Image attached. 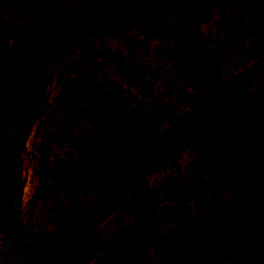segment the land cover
Returning a JSON list of instances; mask_svg holds the SVG:
<instances>
[{
	"label": "rangeland",
	"instance_id": "rangeland-1",
	"mask_svg": "<svg viewBox=\"0 0 264 264\" xmlns=\"http://www.w3.org/2000/svg\"><path fill=\"white\" fill-rule=\"evenodd\" d=\"M34 10L31 1L8 3L0 9V18L26 23ZM165 30L167 37L153 34L147 42L141 41L139 28L129 30L123 38L109 35L105 44L116 51L111 57L103 52L98 39L85 31L99 69L74 52L61 56L54 76L74 75L75 89L67 97L52 101L26 134L18 206L27 231L52 235L64 224V208L52 187L54 157L67 167L80 164L85 150L94 146L96 134L110 136L113 148L107 158L92 165L77 183L87 203L93 204L98 193L117 178L123 160L145 140L144 129L130 118L133 96L147 116L149 96L144 91H150L162 110L156 116L158 128L165 131L168 142L176 141L204 123L208 115L207 109L197 108L209 87L193 67L191 48L198 61L206 64L212 85L216 86L219 62L210 45L222 62L237 69L253 39L248 12L236 3L213 9L203 23H195L183 14L173 15L165 20ZM26 31L0 33V65L10 62L12 49L20 48ZM132 58L142 64L141 74H123L113 64H125ZM260 84H264V73L248 89ZM53 95L54 88L49 98ZM248 109V118L237 133L221 122L205 138H195L183 148L176 170L161 167L150 174L149 201L138 205L126 192L120 197L123 202H115L116 197L106 206L97 224L103 248L90 264H133L141 229L145 230L147 243L140 264H192L204 231L208 234L198 264H215L214 258L218 264H263L264 184L247 194L241 175L250 166L248 152L264 153V90L248 102ZM174 118L183 119L185 125H174ZM66 134L81 135L85 148L78 149L65 138ZM191 195L199 203L201 216L193 209ZM226 203L233 210L222 215ZM213 234L222 238L215 253ZM60 250L58 246L48 251L43 261L52 260ZM22 259L13 231H0V264Z\"/></svg>",
	"mask_w": 264,
	"mask_h": 264
},
{
	"label": "trees",
	"instance_id": "trees-1",
	"mask_svg": "<svg viewBox=\"0 0 264 264\" xmlns=\"http://www.w3.org/2000/svg\"><path fill=\"white\" fill-rule=\"evenodd\" d=\"M31 1L35 5L32 18L26 23H13L0 18V33L14 34L26 28V36L20 48H13L10 62L0 65V129L2 131L0 153V231L14 233L15 245L23 254L22 261L13 264H90L103 248L97 224L105 207L123 202V193L130 192L133 200L142 205L152 197L148 176L161 167L177 169V158L183 148L195 138H205L211 128L223 122L233 133H237L242 121L249 115L248 102L261 94L264 84L251 90L249 85L264 73V0H83L70 3L67 0H4L0 9L8 3ZM236 3L245 8L253 30L245 58L237 69L231 68L219 58L211 44L210 50L218 59L219 83L212 85L213 77L200 63L191 48L190 60L200 80L209 87L197 108L207 109L204 123L192 127L190 133L176 141L168 142L165 131L158 128L156 116L162 113L150 91L147 116L139 109V100L133 96L134 104L130 118L144 129L146 137L118 167V176L103 188L93 204L87 203L77 183L94 164L107 158L113 148L109 135L96 134L93 147L86 149L82 162L67 167L54 157L52 163V187L64 208V224L52 235L30 233L25 228L19 212V192L24 176V143L32 123L52 101L61 100L75 89V76L56 73L61 56L76 53L92 67L99 69L93 54V44L86 38L85 31L98 39L103 52L111 57L116 53L105 44V38L116 34L124 37L129 30L139 28L142 42L153 34L167 37L165 20L176 14L191 17L195 23L205 22L211 11ZM123 74H141L143 66L132 58L125 64L113 61ZM6 71H5V70ZM6 73H5V72ZM54 78V80H53ZM52 82L54 83L51 87ZM54 95L49 98L50 90ZM174 125L183 124V119L174 118ZM78 149H84L81 135L66 134ZM250 166L241 175L245 189L250 194L264 184V153L248 152ZM119 198V199H118ZM194 211L201 216V208L191 195ZM233 207L226 203L221 209L224 215ZM208 231H204L193 257L198 264L206 242ZM140 243L134 248L133 264H140L147 240L145 230L139 232ZM222 238L213 234L214 253ZM61 250L50 261L44 255L56 248ZM215 256V255H214ZM215 264H218L214 258ZM264 264V263H263Z\"/></svg>",
	"mask_w": 264,
	"mask_h": 264
}]
</instances>
